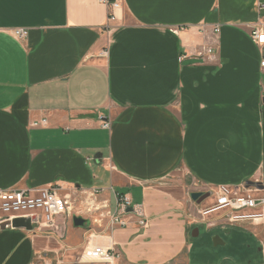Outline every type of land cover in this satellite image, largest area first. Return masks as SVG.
Instances as JSON below:
<instances>
[{
  "label": "crops",
  "instance_id": "crops-1",
  "mask_svg": "<svg viewBox=\"0 0 264 264\" xmlns=\"http://www.w3.org/2000/svg\"><path fill=\"white\" fill-rule=\"evenodd\" d=\"M116 1L109 22L103 0H0V192L101 189L98 207L129 196L148 224L17 220L0 228V264H77L88 241L119 264H264L263 225L204 217L215 198H191L264 183V48L250 38L264 0Z\"/></svg>",
  "mask_w": 264,
  "mask_h": 264
},
{
  "label": "built area",
  "instance_id": "built-area-1",
  "mask_svg": "<svg viewBox=\"0 0 264 264\" xmlns=\"http://www.w3.org/2000/svg\"><path fill=\"white\" fill-rule=\"evenodd\" d=\"M103 2L109 5L108 21L115 22L116 12L121 9L120 2L116 0L113 2L103 0ZM261 10H264V6ZM214 32L219 33V29L216 28ZM13 35L19 40H24L28 36V31L16 29L13 30ZM250 38L255 45L264 48V24H257L252 29ZM204 53L212 54V49L205 48L200 55ZM102 55H107V52H103ZM261 68L264 69V57L261 60ZM46 124L47 120L44 119L41 122H35L33 126ZM110 126V122L104 123L105 128ZM102 193L101 189L91 191L77 189L73 195H63L55 187L2 191L0 192V227L3 225L12 227L15 221L23 220L39 228H49L53 227L61 216L70 219L84 218L82 212L76 208V205L83 201L88 203L86 213L90 215V219H87L90 224L98 226L102 219L107 218L109 229L126 227L128 222L124 216L132 213L138 218L141 228L147 226L148 222L143 210L139 206H134L129 196L116 194L117 207L114 212H111L108 203L103 204L101 208L98 207L96 199ZM212 193L215 201L202 210V216L211 217L221 214L226 216L229 223L233 225L261 224L264 227V188H231L221 185L212 190ZM262 251L264 255V245ZM120 260L121 254L114 248H105L88 241L77 262L79 264H119Z\"/></svg>",
  "mask_w": 264,
  "mask_h": 264
},
{
  "label": "water",
  "instance_id": "water-1",
  "mask_svg": "<svg viewBox=\"0 0 264 264\" xmlns=\"http://www.w3.org/2000/svg\"><path fill=\"white\" fill-rule=\"evenodd\" d=\"M210 193H206V194H203L202 192H196V193H192L191 194V198L192 200H194L195 202H197L198 204L202 203L204 200H206L207 198L210 197ZM18 223V224H17ZM73 223L76 227H83V226H89L90 223L88 220L82 218V217H74L73 218ZM15 225L16 226H20L21 224H19V221H16L15 222ZM0 228L2 229H5L7 228V225H3L1 226Z\"/></svg>",
  "mask_w": 264,
  "mask_h": 264
},
{
  "label": "rangeland",
  "instance_id": "rangeland-1",
  "mask_svg": "<svg viewBox=\"0 0 264 264\" xmlns=\"http://www.w3.org/2000/svg\"><path fill=\"white\" fill-rule=\"evenodd\" d=\"M226 186H228V185H226ZM218 187V186H217ZM217 187H215V188H217ZM229 187H231V188H238V187H240V188H255V187H257V188H259V189H262V188H264V183L263 182H261V180L259 179V178H256V179H253V180H251V181H248V182H241L240 184H238V185H232V186H229ZM214 188V189H215ZM213 189V190H214ZM205 193H210L211 195H210V197H214L213 196V193H212V190L210 191H208L207 190V192H205ZM204 194V193H203ZM213 203V202H212ZM226 217V216H225ZM78 264V263H77Z\"/></svg>",
  "mask_w": 264,
  "mask_h": 264
}]
</instances>
